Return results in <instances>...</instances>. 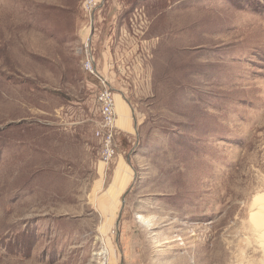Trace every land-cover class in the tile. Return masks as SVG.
<instances>
[{
    "label": "rangeland",
    "instance_id": "obj_1",
    "mask_svg": "<svg viewBox=\"0 0 264 264\" xmlns=\"http://www.w3.org/2000/svg\"><path fill=\"white\" fill-rule=\"evenodd\" d=\"M85 1L0 0V264H263L249 219L264 192V0H121L135 58L120 83L136 130L99 188L73 143L51 153L73 138L26 133L53 117L26 114L43 96L22 90L25 62L64 63L21 55L7 37L63 35L78 15L90 28ZM79 36L67 65L78 75Z\"/></svg>",
    "mask_w": 264,
    "mask_h": 264
},
{
    "label": "crops",
    "instance_id": "obj_2",
    "mask_svg": "<svg viewBox=\"0 0 264 264\" xmlns=\"http://www.w3.org/2000/svg\"><path fill=\"white\" fill-rule=\"evenodd\" d=\"M96 1L98 4L93 15L90 16L92 21L90 28L83 27L84 20L78 15V21L74 20L75 24L67 27L69 30L63 28L62 31L65 32L63 35L48 36L41 29L23 26L25 29L19 30L20 35H8L7 37L10 39L19 38L21 55L59 58L60 62L64 63L61 69L57 70L58 66L55 64V69L49 70L44 68L42 63L35 64L41 65L35 67L33 64L34 61L36 63V60L33 61V64L25 62L27 69H30L27 70L30 77H28L29 82L22 90H26L28 95L34 94V91L37 90L36 92L43 96L40 105L26 103V114L34 107L36 110H32L35 115L40 113L42 116L53 117L51 120L39 119V122L28 123L25 126L27 128L26 133L35 138L50 136L52 140L73 138V140L70 139L72 141H67L68 146L66 147L63 146V142L59 145L58 141L56 143L52 141L51 153L68 152L70 151L68 147H71L70 143H73L74 153H81L82 155L79 157L82 156V159L86 160V169L90 167L95 169L97 178L94 187L99 188L106 166V163L99 157L101 141L95 136V130L100 120V110L96 100L99 80L85 70L78 75L73 64L71 71L67 65L74 60L72 54H75L74 50L79 44V35L84 38L87 33L92 31L96 69L99 76L106 79L115 92L118 127V155L116 157L119 167L121 158L131 150V143L136 130L134 110L128 102L126 89L120 83L130 76L126 65L130 62L132 64L131 58H135V51L126 50L124 52V48L130 46L135 48V38L129 30L130 15L124 13V3L121 0ZM88 19L89 17L86 15V25ZM58 27L61 26H56L57 31ZM74 38H77V41ZM56 62L59 64L58 61ZM136 62L138 68L142 67L145 70L146 60L136 58L134 63ZM34 68L38 71L37 74L33 71ZM33 80L44 82L36 84ZM69 157L74 158L75 156ZM114 173L116 175L117 170Z\"/></svg>",
    "mask_w": 264,
    "mask_h": 264
},
{
    "label": "built area",
    "instance_id": "obj_3",
    "mask_svg": "<svg viewBox=\"0 0 264 264\" xmlns=\"http://www.w3.org/2000/svg\"><path fill=\"white\" fill-rule=\"evenodd\" d=\"M96 0H86L84 9L91 15L97 6ZM91 35L86 36L85 43L82 47L83 69L94 75L99 80V86L96 91V100L100 110V120L95 130V136L101 141L100 156L105 163L111 162L118 153V127L116 98L114 90L109 86L106 79L98 75L95 57L91 47Z\"/></svg>",
    "mask_w": 264,
    "mask_h": 264
},
{
    "label": "bare ground",
    "instance_id": "obj_4",
    "mask_svg": "<svg viewBox=\"0 0 264 264\" xmlns=\"http://www.w3.org/2000/svg\"><path fill=\"white\" fill-rule=\"evenodd\" d=\"M249 221L252 225L255 241L264 253V192L254 196ZM146 224L149 225V221H146ZM96 253L102 256V253Z\"/></svg>",
    "mask_w": 264,
    "mask_h": 264
}]
</instances>
